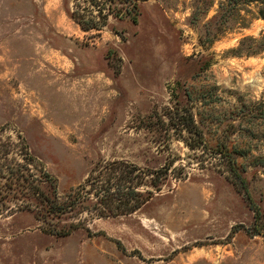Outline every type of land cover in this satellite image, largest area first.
I'll list each match as a JSON object with an SVG mask.
<instances>
[{"label": "rangeland", "instance_id": "1", "mask_svg": "<svg viewBox=\"0 0 264 264\" xmlns=\"http://www.w3.org/2000/svg\"><path fill=\"white\" fill-rule=\"evenodd\" d=\"M206 1L84 31L72 0H0V264H264V18L240 6L211 40ZM131 166L161 185L135 177L127 212ZM42 171L65 213L24 192Z\"/></svg>", "mask_w": 264, "mask_h": 264}, {"label": "trees", "instance_id": "2", "mask_svg": "<svg viewBox=\"0 0 264 264\" xmlns=\"http://www.w3.org/2000/svg\"><path fill=\"white\" fill-rule=\"evenodd\" d=\"M143 1L144 0H72V7L69 8L67 6L65 10L67 15L78 24L81 30H100L103 26L108 25V19L110 17L115 20L128 19L132 23H136L138 21V15L141 13L140 5ZM250 3L257 4L258 9L256 13L258 16L264 18V0H222L219 2V11L213 15L207 23L208 27L206 28V32L208 37L212 40L215 36H217L223 29L224 24L228 21V19L239 12L240 6H247ZM207 5H210L208 0L204 2L203 7L207 8ZM215 21H218V25L211 26V24ZM262 45L264 47V43ZM132 171L133 175L130 176ZM161 171V168L144 171L137 169L136 166H131V169L118 174V184L120 187H125L126 185V191L129 193L128 199H132L127 212L134 211L142 202L148 199L141 198L142 193L136 188L139 183L137 178H144L147 175L150 186L158 190L161 185V180H159L158 174L161 173ZM10 173L12 172L10 171ZM28 175L31 176L30 173ZM20 176L27 182V185L22 184V186L27 188L24 190L26 195L33 197L32 199H38L40 204L47 205L48 211L52 214H63L76 202L73 200L72 203H69L66 199L60 200L58 198L55 189L56 179L48 172L42 171L40 177L37 178V181L41 180L49 182V186L51 188L49 191L43 190L39 184H36V178L31 176L28 180L29 177L22 174V172L20 173ZM135 177L137 178L135 179ZM95 179L96 181L98 180V178ZM123 180H126L128 184H124ZM91 183L93 184L94 180H92ZM147 192L149 196L152 191L147 190ZM254 209L259 211L256 206ZM251 233L261 234L264 236V212H261L260 216H255Z\"/></svg>", "mask_w": 264, "mask_h": 264}]
</instances>
